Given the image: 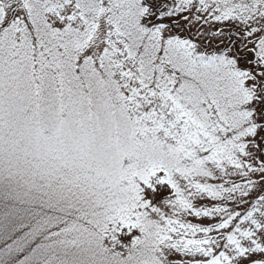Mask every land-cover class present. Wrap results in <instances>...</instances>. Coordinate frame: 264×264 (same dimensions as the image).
I'll return each instance as SVG.
<instances>
[{
	"label": "snow or ice",
	"instance_id": "6c2138e0",
	"mask_svg": "<svg viewBox=\"0 0 264 264\" xmlns=\"http://www.w3.org/2000/svg\"><path fill=\"white\" fill-rule=\"evenodd\" d=\"M0 264H264V0H0Z\"/></svg>",
	"mask_w": 264,
	"mask_h": 264
}]
</instances>
